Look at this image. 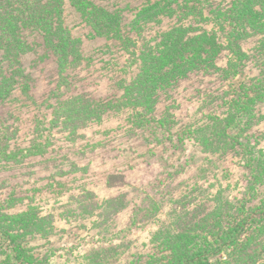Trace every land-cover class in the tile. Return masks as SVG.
Returning a JSON list of instances; mask_svg holds the SVG:
<instances>
[{
  "label": "rangeland",
  "instance_id": "rangeland-1",
  "mask_svg": "<svg viewBox=\"0 0 264 264\" xmlns=\"http://www.w3.org/2000/svg\"><path fill=\"white\" fill-rule=\"evenodd\" d=\"M22 1L44 7L13 15L16 50L0 44V264H176L207 243L212 264H264V102L228 107L264 67V32L228 44L229 26L199 14L238 0H82L85 16L74 0ZM174 26L184 41L216 32L214 67L188 46L197 69L155 75Z\"/></svg>",
  "mask_w": 264,
  "mask_h": 264
},
{
  "label": "trees",
  "instance_id": "trees-1",
  "mask_svg": "<svg viewBox=\"0 0 264 264\" xmlns=\"http://www.w3.org/2000/svg\"><path fill=\"white\" fill-rule=\"evenodd\" d=\"M199 1H201L202 4H205V0H199ZM157 3L159 4L160 1H157ZM249 3H252V6H250ZM74 4L77 6V9L81 12L83 16L88 14L89 8L87 7L86 9V5L84 4V1L74 0ZM254 4H258L259 9H255L253 7ZM43 7L44 6L41 4L40 1H36V5L33 6V5H30V1L20 2V0H0V11L2 10L4 13L3 14L4 19L3 20L0 19V28L2 30V33L0 34V41L1 40L2 41L0 42V44H2L3 46H6L4 49H8L10 51L16 50V48L12 47L11 45L13 44V41H15L16 43L19 38L14 31L17 28V25L13 22L16 19V16H13V15L15 13H17L18 15H22L24 17V20H26V22H30L32 19L35 20L40 15V14H36L33 12H35L36 10L41 11ZM157 8H158V5L155 2L154 4L152 5L150 4L149 6L143 8L142 9L143 11L141 10V14L145 16L147 12H149L152 9H157ZM202 8H205L204 5L202 6ZM248 8H251V9H248ZM204 11L205 9H203V13L201 11L199 14L200 16L205 18L207 22L212 21V20L216 22L220 21L223 24H227L229 26V29L225 31L226 36L224 35V38H225L224 40L228 44H235V45L238 44L235 38L237 37V39H240L242 37L243 29H245V32L247 34L246 29H248V25H250V27H252L253 29L262 28L264 32V0H238L236 3L232 5V7L228 11L224 13L220 10L219 7L209 9L207 16L204 15ZM166 14H169V13L166 12ZM257 14L258 16H256ZM6 15H8L7 18H11V17L12 18L7 19L5 17ZM51 16L53 17L55 16L57 18L56 20H60L62 14L60 10H58L57 12L51 10ZM93 18H94L93 22H98L99 20L98 15L95 16V14L93 13ZM114 28L115 27H112V29L111 28L109 29L111 31H114ZM180 28L181 27L174 26L170 30L164 32V35H168V38L172 39V41L170 44L163 45V46H166L167 48L166 50L164 49V56L161 55L160 58H157L160 66H159V70L158 69L153 70L155 72V75L162 72V69L167 68L166 64H171L172 66H174L180 74H185V73H188V71L190 72L192 70L197 69L198 67L193 60L196 58V56L190 55V57H192V60H189V56H187L186 54V49L188 48V46H192L194 49H196V46H197L196 51H198L199 48L206 50L207 55L205 56V58L202 59V64L205 67L206 66L214 67V64L211 62L214 57L212 56V54L209 55V50L211 49V47H208V46H212V47H216L220 49L223 46L226 47V44H224L222 40L218 38V35H216V32H214L213 30L211 31L203 27L201 28L202 32H200L199 34L193 37H190L189 40L184 41V39H182V37H180L178 33ZM52 29L53 28H51L50 31L48 32H51ZM52 35H53L52 37L57 38L56 40H54L56 42L57 49L60 48L61 50H65V48H67V46L69 45V42H71L70 36L66 37L64 35H58L56 32H53V31H52ZM231 35H232V39H231ZM9 37L10 39L8 40L7 38ZM52 37L51 39H53ZM262 42H263L262 46L264 47V40H262ZM238 47L241 48L240 46ZM146 58L147 57H143V59H146ZM238 58H239V55L236 56V59L232 58L228 60L229 67L234 66V71L236 74L239 73L241 69L240 66H242L243 64V63L238 62ZM144 64H147V63L144 61ZM242 74H244V72H242ZM236 87L237 88L235 91V95L234 97H232L230 104L228 106L229 109L231 108L232 111L234 110V112L238 113L242 109H245V108H247V110L250 111L252 110V107L256 106L258 102L260 103L264 102V67L262 66V68H260L259 75L250 79L249 82H246L245 79H241L237 83ZM230 116L231 114L228 115V118ZM223 120L227 121V118L226 119L217 118L216 123H220ZM233 121L234 120H232L231 122ZM203 141L204 140H202L201 142ZM250 166H251L252 172L257 173L256 171L258 170V165L252 159H250ZM246 226H247L246 221H243V224L240 227L238 226L239 231L237 235L235 236V238L231 240L230 239L229 240L219 239L218 247L215 250H222L224 246H227L231 242H234L235 239L241 235L242 231L246 228ZM0 233L4 234L5 231H0ZM6 236H7L6 239L8 240V243L6 245H8L10 248L9 252H12L14 254L11 257H15V258L17 257L19 259H22L24 256V253L20 249H18L17 246H15L16 241L14 242V239H13L14 236L10 234H6ZM209 237H210L209 235H206V242H209L208 240ZM218 238L219 237L217 236L215 240H217ZM206 245H204V247H200L199 249L196 247L193 251L190 250V252L187 255H184L183 257H181L179 261H177L176 264H212V261L207 254L209 243H207ZM20 264H23V263H20ZM171 264H173V262Z\"/></svg>",
  "mask_w": 264,
  "mask_h": 264
}]
</instances>
